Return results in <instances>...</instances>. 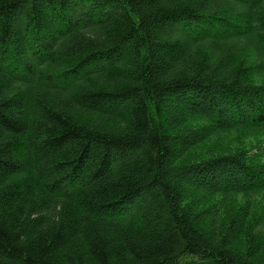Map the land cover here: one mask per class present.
<instances>
[{
  "label": "trees",
  "instance_id": "1",
  "mask_svg": "<svg viewBox=\"0 0 264 264\" xmlns=\"http://www.w3.org/2000/svg\"><path fill=\"white\" fill-rule=\"evenodd\" d=\"M0 264H264V0H0Z\"/></svg>",
  "mask_w": 264,
  "mask_h": 264
}]
</instances>
